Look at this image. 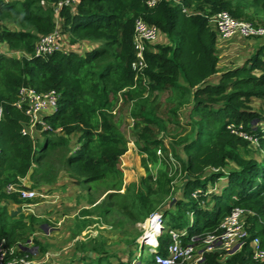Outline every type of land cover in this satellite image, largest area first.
I'll return each instance as SVG.
<instances>
[{"label":"trees","instance_id":"16d2710c","mask_svg":"<svg viewBox=\"0 0 264 264\" xmlns=\"http://www.w3.org/2000/svg\"><path fill=\"white\" fill-rule=\"evenodd\" d=\"M58 1L0 0L2 40L10 49L27 54L9 56L0 51V240L5 238L9 246L28 244L30 234L48 221L34 214L10 212L9 202L21 204L24 200L18 192H7V185L26 187L22 180L32 170L31 188L51 186L63 166L84 183L106 182V192H110L99 208L105 215L119 208L129 221L138 223L160 211V252L172 241L170 229L178 230L184 243L193 236L199 237L196 241L200 243L233 207L252 210L255 214L248 217L251 237L241 250L225 260L218 250L205 252L204 260L197 264H264L253 259L251 247L255 237L264 247V158L240 155L239 148L248 149L252 143L228 127L242 124L264 152V125H259L264 123V111L252 106L254 99H260L264 106V42L244 64L221 69L218 33L209 20L222 9L241 18L248 15L246 6H259L264 11V0H184L203 13H187L167 0L155 7H149L145 0H80L61 9V29L79 40L98 44L85 53L70 49L46 57L36 55L37 41L57 26L52 5ZM138 17L159 26L162 38L145 52L147 66L142 73L132 67ZM7 20L18 29L9 28ZM22 85L60 92L58 109L46 119L64 134L45 131L34 140L22 133L26 115L14 105ZM167 91L173 121L179 122L180 111L191 105L190 133L170 146L154 127L163 132L167 129L159 101L160 93ZM128 115L133 119L134 142L145 173L124 189L122 156L127 167L133 153L128 150L131 138L124 128ZM74 132L79 134V145L71 149L70 135ZM170 153L177 161L176 168ZM53 156L62 164L56 166ZM151 164L161 166L154 172ZM228 166L233 167L226 173L223 169ZM179 172L183 181L176 188ZM223 177V189L209 193V185ZM175 193L181 195L170 200L171 207L164 208ZM32 241L45 251L37 238ZM97 243L93 238L89 250L93 256L88 255L86 261L82 258V263L132 264L136 258L131 250L129 260L112 262L104 242ZM136 245L139 248V243Z\"/></svg>","mask_w":264,"mask_h":264},{"label":"rangeland","instance_id":"374dc122","mask_svg":"<svg viewBox=\"0 0 264 264\" xmlns=\"http://www.w3.org/2000/svg\"><path fill=\"white\" fill-rule=\"evenodd\" d=\"M245 11L248 15H245V19L256 22L264 26V11L258 7H248L246 6ZM58 26L61 29L62 24L60 17H56ZM10 27L18 28L17 24L8 21ZM62 31L64 37V43L68 50L74 49L79 53H85L87 50L93 47L91 41L79 40V38L71 36L68 32ZM159 41L162 42V39ZM264 42V37L254 38V39H236L231 41H222L218 44L219 56H220V66L223 68H230L237 65L244 64L252 56L255 50L259 47L261 43ZM9 56H21L20 52L8 48V45L3 42L0 47V51ZM258 72V71H257ZM169 92L160 93L159 101L162 102V116L167 122V129L163 132L154 125L159 135L164 137V141L167 145H172L171 143L174 140L184 137L191 131V123L189 120V111L191 105H187L180 111L179 122L173 121L170 117L167 107V96ZM252 106L260 111H264L262 107V101L260 99H254L252 101ZM127 124L124 128L126 134L131 138V141L128 144L129 149L133 151L131 155L130 165L132 168L127 169V174L130 172H135V175H128L129 178L133 176V180L136 181L138 173V168L141 166V156L138 153L137 146L134 142V129H133V120L131 116H127ZM78 133L72 134L70 136L71 144L70 147L76 148L79 145L78 142ZM134 143V144H133ZM179 153L183 152V149L180 146H177ZM251 151H241L242 156L245 158H255L262 159L264 158V152L259 148L258 144L251 145ZM171 154V153H170ZM173 156V155H172ZM171 157V156H170ZM52 162L57 166L62 164L57 156L51 157ZM176 161V160H175ZM177 163V162H176ZM161 165L151 164L150 167L155 172L157 168ZM122 167L124 166V161L122 159ZM142 167V166H141ZM233 167V166H232ZM232 167L228 166L226 170H230ZM134 169V170H133ZM124 171V176H125ZM144 172L142 168V173ZM58 179L56 184L58 185L55 188L50 186V193L55 197L42 198L46 200L44 204V213L50 221L45 222L39 226L35 233L30 234L31 239H38L43 246L45 251H42L41 248L39 252L36 253L35 258L43 259L47 258L45 264H62V263H74V264H84L83 261H86L88 255L93 256V252H89L90 247L93 245V238L98 240V243L104 242V249L107 252L106 254L110 256L112 262H118L119 259H130V251L134 250L136 252V258L132 261V264H142L146 262H151L152 252L148 246H145L144 249L138 248L137 243L141 239L142 235L145 232V228L142 222L132 223L128 220L127 215L122 212L119 208H115L114 213H108L105 215L101 208V200L108 194L106 192L105 181H98L94 183H84L82 178L79 179V182L74 183L72 187H68L71 190H76V196L73 198L74 193H70L66 196L65 192L62 193L60 187L63 184H69L70 181L67 180L65 175L68 173L67 168L61 166L59 171ZM145 173V172H144ZM182 176H178L176 181V188L181 187ZM81 180V181H80ZM226 179L219 180L215 183V186H219L222 183H225ZM61 183V184H60ZM212 184L209 185L211 187ZM49 186V185H47ZM94 186V187H93ZM222 186V185H221ZM37 187L38 190L40 189ZM121 192H124L122 189ZM72 195V199L69 196ZM180 193H175L172 197L168 199V202L163 206L164 208L171 207L170 200L176 196H180ZM51 196V195H50ZM74 199V201H73ZM56 200V201H54ZM91 200H95V203H91ZM8 210L10 212H20L15 205L8 204ZM89 210V212H85ZM31 212V211H26ZM24 215V211H21L19 215ZM76 214V217L73 216ZM68 215V216H66ZM68 217L69 219L59 222L63 217ZM97 243V244H98ZM31 246H37V243L34 241ZM137 247V248H136ZM89 252V253H88ZM96 256V254H94ZM82 258H86L83 259ZM151 264H154L151 262Z\"/></svg>","mask_w":264,"mask_h":264},{"label":"built area","instance_id":"2783aa9c","mask_svg":"<svg viewBox=\"0 0 264 264\" xmlns=\"http://www.w3.org/2000/svg\"><path fill=\"white\" fill-rule=\"evenodd\" d=\"M9 1V0H5ZM162 0H145L149 7H155ZM172 5H180L183 11L187 13H203L201 10L195 9V6H188L184 0H167ZM80 0H60L53 4L55 16L59 17L60 11L65 5L75 6ZM45 4V0H42ZM211 25L218 33L219 42L230 41L232 39H254L264 37V26L245 18L235 17L229 10L222 9L209 16ZM62 29L59 28L58 22L55 29L43 35L36 43L35 54L46 57L57 51H69L64 43V35ZM161 34L159 26L147 22L143 17H138L134 25L133 44L135 49V59L132 67L138 73H142L147 66L145 52L151 50V44L157 42ZM3 43L0 27V46ZM264 61V49L262 53ZM60 92L55 88L40 91L34 86L22 85L18 89L17 99L14 105L26 115L23 122L22 133L29 134L34 140L41 136L45 131L59 132L62 129H54L46 117L52 115L59 107ZM264 107V106H263ZM3 116V107L0 106V119ZM258 123V121L256 122ZM259 125H264L260 122ZM258 126V125H257ZM256 126V127H257ZM232 133L249 140L252 144H258V139L243 129L242 124L236 126L231 124L228 126ZM1 155V149H0ZM171 161L174 168L178 167L172 154ZM174 173V171H173ZM180 175V172L179 174ZM178 177V176H177ZM176 177V178H177ZM24 178L22 180L23 183ZM25 186V185H24ZM7 192H18L21 199L26 203L33 200L39 195L36 189L31 187H20L17 184L10 183L6 187ZM29 205V203H26ZM252 210L236 206L227 214L219 224L218 228L213 232H207L203 235L200 243H197L199 237L193 236L191 241L184 243L182 234L176 229H170L169 233L172 237L171 243L167 246L165 252L158 251V237L162 232L163 221L162 213L154 211L144 221L143 226L145 232L139 240V247L144 249L148 246L153 253L155 264H197L204 260V253L218 250L220 257L229 258L231 255L241 250L251 237L248 228V217L254 215ZM32 240L25 247L23 242L9 246L5 238L0 240V264H45L48 260L49 253L45 260L35 258L39 248L31 246ZM29 245V246H28ZM252 257L257 262H264V247L261 245L259 237H255L251 241ZM26 251L22 253L20 249ZM34 255V256H33Z\"/></svg>","mask_w":264,"mask_h":264},{"label":"crops","instance_id":"0c3cea01","mask_svg":"<svg viewBox=\"0 0 264 264\" xmlns=\"http://www.w3.org/2000/svg\"><path fill=\"white\" fill-rule=\"evenodd\" d=\"M61 20V19H60ZM61 23H62V20H61ZM8 24V23H7ZM8 26H9V28H11V29H18V28H16V27H10V25L8 24ZM160 39H162L161 38V34H160V36H159V38H158V40H157V42H159V40ZM93 43V47L95 46V45H97L98 44V42H92ZM3 44V43H2ZM2 44H1V46H2ZM0 46V47H1ZM9 48V47H8ZM4 49V48H3ZM10 49V48H9ZM5 49H4V53H5ZM18 52H20V54H22V55H27L26 53H24L23 51H18ZM132 119V118H131ZM133 120V119H132ZM59 132H61V133H63L64 134V130H61V131H59ZM71 136V135H70ZM134 144V143H133ZM251 147V146H250ZM248 148V149H245V148H239V150H238V152L240 153V155H242V152L241 151H247V152H250L251 151V148ZM72 149H74V148H72ZM131 157V156H130ZM122 159H123V156H122ZM128 167V166H127ZM127 167H123V169H124V171H126L125 172V176H124V189L126 188V186L130 183V182H132V181H134L133 180V176L131 177V178H129L128 177V174H127V169L128 168H132L133 166H131L130 165V163H129V167L127 168ZM228 167H226L225 169H223V171L224 172H228L229 170H226ZM134 170V169H133ZM31 172H32V170L30 171V173L24 178V181H23V183H24V185L25 186H28V187H30L31 185H32V180H31V177H30V174H31ZM135 172H130V176L133 174V175H135L134 174ZM142 174H144V172L142 173V167L140 166L139 168H138V173H137V176H141ZM65 177H67V180H69L70 181V183L69 184H63L61 187H60V190L62 191V193H64L65 192V194H66V196H68L70 193H74L73 194V198L76 196V190H71L70 191V189L68 188V187H72L73 185H74V183H71V182H77L80 178L78 177V176H76L75 174H73V173H67L66 175H65ZM225 177H223V178H221L220 180H222V179H224ZM136 179H138V177L136 178ZM177 181V180H176ZM219 182V181H218ZM61 184V183H60ZM224 184L225 183H222L221 185H219V186H215L214 184H212L211 185V187H209L208 189H209V193L211 192V191H217V192H220L222 189H223V187H224ZM58 185L56 184V182L51 186L52 188H55V187H57ZM38 192H39V195L38 196H36L33 200H29V201H27L26 203H29V205H26V203H21V204H16V203H14V202H9L8 204H12V205H15L16 206V208H18L19 209V211L21 212V211H24V215L25 216H27V215H29V214H34V215H36V216H38V217H40L41 219H44L45 217H46V215H45V213H44V204L46 203V200H44V199H42V198H47V197H55V196H53L52 194H54V191L52 192V193H50L49 191H50V186H47V185H43V186H41L40 187V189L41 190H38L37 188H35ZM123 189V190H124ZM51 195V196H50ZM211 195V194H210ZM210 195H208V196H210ZM69 198L70 199H72V195H70L69 196ZM54 201H56V200H54ZM73 201H74V199H73ZM212 204V203H211ZM206 203H204V207H206ZM213 205V204H212ZM11 211V210H10ZM26 211H31V212H26ZM20 212H18V214L20 213ZM66 216H68V215H66ZM73 216H75L76 217V214H74ZM47 219V218H46ZM67 219H69L68 217H63L62 218V220L61 221H59V222H63L64 220H67ZM48 221H50L49 220V218H48ZM48 221H45V222H48ZM45 222H43V223H45ZM42 223V224H43ZM30 240H33V239H31L30 238ZM30 240H28L27 241V243H29V241ZM32 243H33V241H32ZM25 246H27V244H25ZM29 246V245H28ZM37 247L39 248V246L37 245ZM217 250V249H216ZM216 250H214V251H216ZM222 260H225L226 259V257H224V256H222V257H220Z\"/></svg>","mask_w":264,"mask_h":264}]
</instances>
